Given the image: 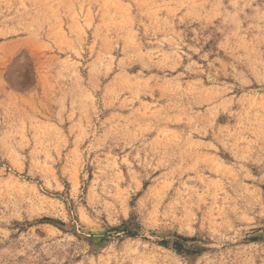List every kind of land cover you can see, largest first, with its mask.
<instances>
[{
  "label": "rangeland",
  "instance_id": "374dc122",
  "mask_svg": "<svg viewBox=\"0 0 264 264\" xmlns=\"http://www.w3.org/2000/svg\"><path fill=\"white\" fill-rule=\"evenodd\" d=\"M0 264H264V0H0Z\"/></svg>",
  "mask_w": 264,
  "mask_h": 264
}]
</instances>
